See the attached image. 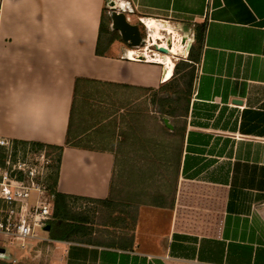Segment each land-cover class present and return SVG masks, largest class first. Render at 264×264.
<instances>
[{
	"label": "crops",
	"instance_id": "crops-1",
	"mask_svg": "<svg viewBox=\"0 0 264 264\" xmlns=\"http://www.w3.org/2000/svg\"><path fill=\"white\" fill-rule=\"evenodd\" d=\"M115 3L132 21L190 25L198 63L186 112L167 119L171 130L156 123L168 139H155L162 154L143 187L114 192L112 151L65 146L68 132L80 138L77 96L87 84L156 91L171 81L164 67L132 61L106 0H0V138L63 147L56 192L79 228L69 237L51 217L24 249L0 241V264H264V0Z\"/></svg>",
	"mask_w": 264,
	"mask_h": 264
},
{
	"label": "rangeland",
	"instance_id": "rangeland-1",
	"mask_svg": "<svg viewBox=\"0 0 264 264\" xmlns=\"http://www.w3.org/2000/svg\"><path fill=\"white\" fill-rule=\"evenodd\" d=\"M115 1V0H114ZM109 11L105 4L104 19L108 22ZM103 24L100 35L102 47L109 38L107 23ZM142 36H144L142 26H138ZM167 37V36H166ZM190 42V41H189ZM178 57L175 65L180 63L174 78L167 80L171 82L165 84L162 90L156 94L158 99L169 97L176 98L174 94L178 89H184V82L189 80V70L187 58ZM195 71L196 67L194 66ZM195 79V76H194ZM193 79V81H194ZM184 81V82H183ZM166 82V83H167ZM156 97L148 91H128L120 88H97L93 85L82 86L77 96L75 116L72 127L80 134V138L72 139L74 144L87 145L96 150H109L113 152L116 161V173L113 179V191L118 194L133 192L134 188L143 187V183L148 181L152 167L158 166L154 163L158 155L162 154L160 146L156 143V138L167 140L168 138L157 128V122L161 124V119L156 111L160 110L159 103L154 101ZM180 105L174 103L171 109H176ZM168 110L170 107L165 106ZM182 114V109L177 110ZM168 119V118H166ZM169 119H173L172 117ZM174 122V121H173ZM180 125V121H177ZM170 138V137H169ZM176 139V138H175ZM72 143V144H73ZM45 151L49 161L47 168L49 174L53 171L54 156L45 149L35 153ZM3 151L0 150V166L4 163ZM48 174V175H49ZM124 200L125 196H121ZM136 198V197H132ZM153 197L145 198L151 201ZM32 201L33 198L30 197ZM38 235H44L43 229H37ZM2 243H8L0 239Z\"/></svg>",
	"mask_w": 264,
	"mask_h": 264
},
{
	"label": "built area",
	"instance_id": "built-area-1",
	"mask_svg": "<svg viewBox=\"0 0 264 264\" xmlns=\"http://www.w3.org/2000/svg\"><path fill=\"white\" fill-rule=\"evenodd\" d=\"M125 17L129 24L142 26L144 32V45L132 48L138 53L135 56H139L132 61L148 63L143 55L146 49L153 57L164 55L158 52L161 40L157 41L158 45L149 42L145 19L136 17L132 21ZM160 33L166 43V36L171 35L166 31ZM0 150L5 158L3 167L0 166V239L24 249L26 241L36 238V230L43 229L52 217L54 196L47 188L49 161L44 150L35 153L29 146L8 139L0 138Z\"/></svg>",
	"mask_w": 264,
	"mask_h": 264
},
{
	"label": "trees",
	"instance_id": "trees-1",
	"mask_svg": "<svg viewBox=\"0 0 264 264\" xmlns=\"http://www.w3.org/2000/svg\"><path fill=\"white\" fill-rule=\"evenodd\" d=\"M202 42V33L201 30L198 27V33L196 35L195 38V44L194 47H197V49L200 47ZM188 63L185 64H181L184 66H187V69L189 70V80L184 82V89H178L174 94H176V98L172 99L169 97L166 98H162V99H158L156 97V94L159 90H162L163 87H160L158 90L156 91H151V93L153 94V97H156L154 99V101H157L159 103L160 106V110L156 111V113L160 116V118H180L182 117L185 112L186 109L188 107V103H189V97L191 94V90H192V85H193V79L195 76V64L198 63V58L194 57L192 55V51L189 53L188 55ZM180 66V63H178L177 65H175L174 68V75L176 73V71L178 70ZM172 80V79H171ZM79 82H83L80 80H77L75 82V86H74V96L76 98L77 94H78V84ZM171 82V81H170ZM110 87H118V88H122V89H129L127 87H120V86H111L108 85ZM174 103H176L177 105H180L178 108L179 110L182 109V114H178L176 109H171L172 106H174ZM165 106L170 107V109L166 110ZM161 131L166 135V134H170L163 126H161ZM68 134H70V132H68ZM67 134V139L65 142V146L66 147H73V146H79V144H74L72 138H70V136ZM16 143V142H15ZM73 143V144H72ZM19 145H23V146H29L30 149L34 152L45 149L47 152L50 153V155L54 156V166H53V171H51V173L48 176V180H47V188L48 191L51 195L54 196V202H53V213H52V221H63V222H67V227L69 228V237L74 236L77 231H79V228H74L72 221L75 219V216L73 215V213L71 212V209L69 207V203L68 200L70 199V197L61 195L59 193L56 192V185H57V172H58V165H59V159L61 156V152L63 150V147H53V146H45V145H41V144H35V143H18ZM83 148V147H82ZM84 149L86 150H94L93 148L90 147H84ZM106 204V203H104ZM120 212H112L110 213V221L113 223L117 222L118 220L120 221V215L118 214ZM107 218V217H106Z\"/></svg>",
	"mask_w": 264,
	"mask_h": 264
},
{
	"label": "water",
	"instance_id": "water-1",
	"mask_svg": "<svg viewBox=\"0 0 264 264\" xmlns=\"http://www.w3.org/2000/svg\"><path fill=\"white\" fill-rule=\"evenodd\" d=\"M106 3L109 9V19L111 22L110 24L111 30L116 31L119 34L120 40L122 41V43L130 49L139 48L143 46L144 41H143V37L139 31L138 26L135 24H129L126 21L124 11L121 9L119 10L117 9L116 3L114 0H106ZM174 31L180 34L181 36L180 42L182 46H185L188 40L191 41L187 49V54H188L192 46V43L194 42V37L191 32L190 25L188 24L177 25L174 28ZM171 43H172V37L167 36L166 37L167 46L171 47ZM158 52L161 54H167V51L164 49H158ZM163 125L169 130L172 129L167 119H163ZM48 229H49L48 227H45L44 230L48 231Z\"/></svg>",
	"mask_w": 264,
	"mask_h": 264
},
{
	"label": "bare ground",
	"instance_id": "bare-ground-1",
	"mask_svg": "<svg viewBox=\"0 0 264 264\" xmlns=\"http://www.w3.org/2000/svg\"><path fill=\"white\" fill-rule=\"evenodd\" d=\"M144 23L146 27L149 30V42H152L153 45H158L157 41L161 40L162 45L159 46V49H164L167 51V54L164 55H155L154 57L149 55L147 52V49L143 53L144 57L151 63L159 64L164 67V78H170L172 77L174 68H175V62L178 60V57H182L184 54V51L189 43L190 40L186 42L185 46L181 45V36L178 34L174 29H172L168 24L163 22H157L154 20H144ZM160 31H166L169 33V35L173 36V40L171 43V47H168L165 41L163 40V35L160 33ZM138 53H135L132 55V57H139L135 56Z\"/></svg>",
	"mask_w": 264,
	"mask_h": 264
}]
</instances>
